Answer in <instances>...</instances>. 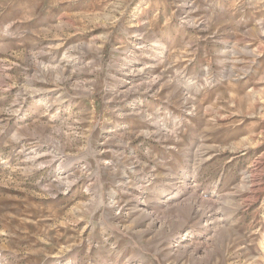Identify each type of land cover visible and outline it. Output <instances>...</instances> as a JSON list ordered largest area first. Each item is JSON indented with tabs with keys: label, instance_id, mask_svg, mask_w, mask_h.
Segmentation results:
<instances>
[{
	"label": "rangeland",
	"instance_id": "obj_1",
	"mask_svg": "<svg viewBox=\"0 0 264 264\" xmlns=\"http://www.w3.org/2000/svg\"><path fill=\"white\" fill-rule=\"evenodd\" d=\"M0 264H264V0H0Z\"/></svg>",
	"mask_w": 264,
	"mask_h": 264
},
{
	"label": "bare ground",
	"instance_id": "obj_2",
	"mask_svg": "<svg viewBox=\"0 0 264 264\" xmlns=\"http://www.w3.org/2000/svg\"><path fill=\"white\" fill-rule=\"evenodd\" d=\"M189 21V20H188ZM155 43V42H154ZM153 46V45H152ZM154 46H156L157 48H159L160 50V55L159 58H155V57H148L150 63L147 62H143L141 61L139 58V53L137 54L135 51L131 52V54L126 58V61L128 64V67L126 68V71L129 72V76H130V81L131 84L129 86L126 87L125 93L127 94H137L138 96H149V95H155L157 94V91H159V87L158 85L160 84V76L159 75H154L153 74V66L152 65H156V64H160V65H166L168 56L165 54V47H163L161 44L156 43ZM156 48V49H157ZM96 54L99 56L101 54L100 50L96 51ZM144 54V53H143ZM147 54V53H146ZM157 55V54H156ZM145 56V55H144ZM132 64V65H130ZM152 64V65H151ZM179 75L180 73L176 72L175 73V78H176V82H177V86L180 87V83H179ZM186 84V83H185ZM158 87V88H157ZM181 93V92H180ZM182 98V97H181ZM179 101L181 102V99H179ZM133 113L137 114L138 110H134ZM153 117V116H152ZM152 119V118H151ZM152 121V120H151ZM177 122H179V120H176ZM158 127H162L161 124H159L158 122L156 123ZM199 146V145H198ZM198 154V153H196ZM203 155V154H202ZM197 155L194 160V164L197 163V159H198ZM201 157V156H200ZM199 157V158H200ZM60 166V165H59ZM197 166V164H196ZM59 168V167H58ZM135 170V169H134ZM196 170V168L192 169V173ZM137 171V170H136ZM123 173V172H122ZM194 174V173H193ZM156 177V176H155ZM180 182V181H179ZM122 183V182H121ZM120 183V184H121ZM174 186V185H173ZM183 186H186V181L184 180ZM125 187V186H124ZM142 189V187H141ZM176 194V193H175ZM174 194V195H175ZM173 195V194H172ZM173 197H170L166 200V202L160 203V201H157L156 204L160 205V206H170V203L173 199ZM184 201V200H183ZM183 204H186L188 207H191L193 209H195L196 214H198L199 210L201 209V206H197L196 207V197L191 196L186 198V200L184 202H182ZM108 205V204H107ZM176 206V205H175ZM173 208H175L174 206H172ZM171 207V208H172ZM164 208V207H163ZM170 208V207H168ZM168 208H164L165 211H167ZM170 208V209H171ZM120 210V209H119ZM169 210V209H168ZM177 210V209H176ZM119 212V211H118ZM145 212H143L141 209L138 212V215H144ZM166 212H164L165 214ZM146 215V214H145ZM142 217V216H141ZM150 219V218H149ZM148 219V225L150 227H154L157 224L158 221V217L155 216V219ZM185 248H187V246H185ZM178 250L181 249V246L177 247ZM185 250V249H184Z\"/></svg>",
	"mask_w": 264,
	"mask_h": 264
}]
</instances>
